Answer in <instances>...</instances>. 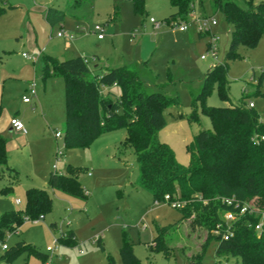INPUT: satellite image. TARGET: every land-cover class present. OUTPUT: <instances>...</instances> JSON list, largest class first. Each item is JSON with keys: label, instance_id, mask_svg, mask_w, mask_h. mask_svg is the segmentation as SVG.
Here are the masks:
<instances>
[{"label": "rangeland", "instance_id": "obj_1", "mask_svg": "<svg viewBox=\"0 0 264 264\" xmlns=\"http://www.w3.org/2000/svg\"><path fill=\"white\" fill-rule=\"evenodd\" d=\"M233 1L247 8L246 0ZM49 6L64 8L65 0H0V90L4 86L5 99L11 98L9 105L15 106L9 116L17 111L22 120L16 118L25 128L32 112L43 119V102L38 95L37 98L30 95L26 88L28 81L35 82L37 92L49 78L43 99L44 104L51 105L45 137L35 139L28 135L29 142L21 144L20 135L10 133L9 128L0 132L6 139V158L10 147L7 163L18 172V180L6 193L2 190L9 177L5 174L0 178V213L24 211L26 188L43 187L45 182L41 179L48 170L63 173L68 165L79 168L78 178L86 195L71 197L47 188L50 210L40 214L42 218L38 221L23 215L22 223L14 231H7L4 238L7 246L23 241L47 257L42 260L24 252L14 263L105 264L108 253L116 264H121L119 247L126 239L140 264H188V255L198 250L208 234L202 226L189 228L188 221L195 213L192 211L188 220L168 231V254L150 249L148 245L156 235L155 225H173L180 212L167 202H153L151 193L137 185L138 163L133 150L120 147L126 135L123 128L100 134L86 147H63L62 78L53 74L43 78L41 69L45 62L51 65L52 59L77 55L84 57L90 68L98 62L126 65L143 81L145 91H160L171 101L163 110L165 124L157 131V138L168 145L178 164L187 166V144L200 129H211L199 105L198 123L188 121L193 98L200 92L203 75L211 66L227 63L228 100L220 98L213 85L205 97L206 106H231L245 97L253 103L260 118H264V76L257 82L264 69V33L257 36L253 46L240 43L236 50L238 57L225 59L232 27L221 12L212 11L210 0H194L184 20L169 22L165 19L173 8L168 0H144L140 14L134 12L132 0H89L80 8L67 11L62 22L52 27L42 14ZM150 18L159 22L157 29H153ZM196 18H207V30L205 27L197 30L202 22L195 21ZM182 24L187 30L178 29ZM96 25L102 26V31L94 30ZM60 28L65 36H56ZM97 34L103 39L98 40ZM211 41L215 57L206 50ZM22 94L32 100L34 108L29 105L27 110L18 108ZM9 116L0 109V129L7 125ZM54 131L61 136L55 137ZM16 199L19 203H15ZM69 230L74 235L72 242L67 243L63 239ZM60 237L52 247L53 241ZM216 245L215 239L209 240L202 258L204 264H239L234 259L216 263Z\"/></svg>", "mask_w": 264, "mask_h": 264}, {"label": "trees", "instance_id": "obj_2", "mask_svg": "<svg viewBox=\"0 0 264 264\" xmlns=\"http://www.w3.org/2000/svg\"><path fill=\"white\" fill-rule=\"evenodd\" d=\"M89 0H65V7L49 6L44 18L49 26L59 24L67 11L75 10ZM194 0H168L173 8L170 19L184 20L193 8ZM242 8L233 0H210L213 12H221L231 25V39L225 51V59L238 57L240 43L253 46L260 33H264V0L254 3L246 0ZM135 13H142L144 0H132ZM1 10V9H0ZM209 48V43L206 50ZM42 75L62 78L64 118L62 142L64 148L86 147L100 134L123 128L126 132L120 147H130L138 163L137 185L151 193L152 201H163L169 194L182 202L177 207L180 218L168 226L155 225L156 235L148 245L150 249L168 254V231L189 219V228L202 226L207 236L198 250L188 255V264H204L203 255L211 239L217 245L215 262L234 259L239 264H264V225L259 232L254 229L258 218L255 214L243 215L232 222V235L227 239L212 233L219 222V213L231 209L220 202L221 197L232 198L239 204L251 202L255 208L264 209V118L261 119L245 97L238 103L225 107L205 105V97L215 85L220 98L228 100L227 63L211 66L202 78L200 92L193 98L188 121L198 123L197 105L208 117L211 129H200L186 149L187 166L177 163L172 150L157 138V131L165 124L163 110L171 101L160 91L147 92L143 81L125 65L108 67L102 73H94L82 56L61 61L52 60L42 66ZM264 76V69L258 83ZM117 89L116 92L113 89ZM264 117V116H263ZM263 137V138H262ZM6 139L0 135V178L9 177L6 193L18 180V172L7 163ZM78 167L68 165L65 172L51 171L47 188L71 197L85 196L78 178ZM24 211L10 210L0 213V243H4L7 231H14L23 221L36 219L51 208L47 189L29 187L25 190ZM54 223H50L53 226ZM61 240L62 237L58 238ZM72 242L69 230L63 239ZM0 264H15L21 253L32 254L44 260L47 255L23 241H17L2 249ZM121 264H140L132 244L123 239L119 247ZM25 264V263H24ZM105 264H116L110 254Z\"/></svg>", "mask_w": 264, "mask_h": 264}, {"label": "built area", "instance_id": "obj_3", "mask_svg": "<svg viewBox=\"0 0 264 264\" xmlns=\"http://www.w3.org/2000/svg\"><path fill=\"white\" fill-rule=\"evenodd\" d=\"M199 20L202 22V24L197 26V30L202 31L204 30V27H205V30H207V27L209 24L207 18H203V19L196 18L195 19V21H199ZM150 22L152 23L153 29H157L159 27V22L155 21L153 18H150ZM210 23L213 25L215 24V21L212 20ZM102 29H103L102 26H99V25L94 26V30L96 31H102ZM178 29L185 31L187 30V26L185 24H182L178 26ZM65 35L66 33L62 28H60L59 31L56 33V36H65ZM97 38H102V35L97 34ZM208 49H209L210 55L212 57H215L216 49H215V46L212 44V41L209 42ZM22 55L24 57H27L26 54H22ZM201 58L204 59L205 56H201ZM31 59L33 60V57H31ZM35 86L36 84L34 81H30L28 83L29 93L33 97H35L36 95ZM22 101L27 103L30 101V98L23 96ZM247 103L249 107H253V103L251 101H248ZM10 126H11V129L15 132H18L21 134L26 133V128L24 127L23 123L16 117H13L10 119ZM54 136L59 138L61 136V133L59 131H54ZM53 168H55V165H53ZM163 201L169 203L172 207H175V208L180 207L183 204L179 200L173 199L169 194H165L163 196ZM220 202L226 206L232 207L231 209H224L220 211L219 222L216 224L215 228L212 230V233L220 236V238L227 239L228 237H230L232 235V222L245 214L246 215L255 214V216L258 218L256 224L254 225V229L257 232H259L261 227L264 225V209L260 210L258 208H255L251 202H245V203L239 204L238 202H235L232 198H229V197H221ZM15 203H19V200L16 199ZM155 203H157V201H155ZM41 218L42 217L39 216L34 220L38 221V219H41ZM7 234L8 233L6 232V235ZM57 240L58 239H55L53 241L52 247L55 245ZM1 248L5 249L6 244H1Z\"/></svg>", "mask_w": 264, "mask_h": 264}, {"label": "crops", "instance_id": "obj_4", "mask_svg": "<svg viewBox=\"0 0 264 264\" xmlns=\"http://www.w3.org/2000/svg\"><path fill=\"white\" fill-rule=\"evenodd\" d=\"M44 11L45 9L42 11V14L44 16ZM45 19V18H44ZM98 40H102L103 38H97ZM23 56V55H22ZM24 57V56H23ZM67 57V55H66ZM46 58H50L48 56H46ZM69 58V57H67ZM66 59V58H65ZM52 60H55V59H52ZM63 59H59L58 61H61ZM120 65H123V64H119V63H116V65H112V64H109L107 62H102V63H95L94 67L91 68L92 71L94 73H102L106 68L108 67H116V66H120ZM126 66V65H125ZM30 81L27 82L26 84V88L28 89V83ZM49 84V78L46 80V81H43V84L41 87L38 88L37 92H36V95L35 97L37 98V95L39 96V98L41 99V101L43 102V114H41L43 117V119L41 117H39L36 113V112H32L31 114V120L29 122H26L25 126H26V133L25 134H21V133H18V132H15L11 129V126H10V119L13 118V117H18V115L16 114L17 111H15V114L9 116V113L11 110H13V108H15V106L13 105H9V102L12 101L11 98L10 100H6L5 99V89H4V86L3 88H1L0 90V104L3 105V107L1 106V111H2V108L5 110L7 116H9V121L7 122V125H5L4 128L0 129V132H4L5 129L9 128V132L10 133H13L14 135H20L21 139H20V142L21 144H25V142H29L28 139H27V136L30 135V138H35L37 139L38 137H45V133H46V130H45V126L48 125V121L47 119L50 118V112H49V109H48V106L51 108V105H46L44 104V99H43V95L46 94V91H47V85ZM36 87V86H35ZM23 96V94H22ZM63 101H64V95H63ZM26 105H29L31 106L30 108H34L35 104L32 103V100L30 99L29 102L25 103L21 100V103H20V106H18V108L20 107L22 110H27V106ZM64 105V104H63ZM25 108V109H23ZM63 109H64V106H63ZM16 110H19V109H16ZM25 114L21 115V116H24ZM47 117V119H46ZM19 118V117H18ZM63 118H64V113H63ZM20 120H22L21 118H19ZM62 126H63V120H62ZM9 152H10V147H7V158L9 157ZM51 173V170H48L47 173L43 176V179H41V181L44 183L45 182V185L41 188H45L47 189V178L49 176V174ZM30 187H34V186H30ZM29 188V187H28ZM37 188H40V187H37ZM51 192L54 193V191L51 190ZM73 232V231H72ZM73 235H74V232H73Z\"/></svg>", "mask_w": 264, "mask_h": 264}]
</instances>
